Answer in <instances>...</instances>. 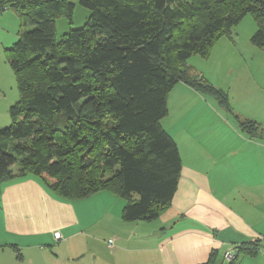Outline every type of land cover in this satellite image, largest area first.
<instances>
[{
	"label": "trees",
	"instance_id": "1",
	"mask_svg": "<svg viewBox=\"0 0 264 264\" xmlns=\"http://www.w3.org/2000/svg\"><path fill=\"white\" fill-rule=\"evenodd\" d=\"M80 4L90 10L86 25L58 39L56 21L71 19L73 2L0 0L21 22L8 55L19 100L11 125L0 130V193L5 182L35 175L60 197L109 191L125 200L124 220H154L171 206L183 167L162 125L169 94L185 83L231 111L228 93L195 78L187 60L208 58L249 14L257 23L251 42L264 48V0ZM236 119L251 139L264 140L260 123ZM261 248V241L236 247L224 264L256 258Z\"/></svg>",
	"mask_w": 264,
	"mask_h": 264
},
{
	"label": "crops",
	"instance_id": "2",
	"mask_svg": "<svg viewBox=\"0 0 264 264\" xmlns=\"http://www.w3.org/2000/svg\"><path fill=\"white\" fill-rule=\"evenodd\" d=\"M246 45H223L231 58L216 63L221 77L211 80L228 90L232 111L185 83L170 92L162 125L183 167L158 218L124 220L125 200L109 191L70 200L41 177L10 180L0 193V264H207L213 254L224 264L227 252L254 241L260 254L235 264H264V140L251 139L236 119L264 127V55L238 58L252 52Z\"/></svg>",
	"mask_w": 264,
	"mask_h": 264
},
{
	"label": "rangeland",
	"instance_id": "3",
	"mask_svg": "<svg viewBox=\"0 0 264 264\" xmlns=\"http://www.w3.org/2000/svg\"><path fill=\"white\" fill-rule=\"evenodd\" d=\"M75 4V9L73 16L68 18L65 14L61 15L56 21V36L58 39L62 38L72 29L82 28L86 25L89 17L90 10L83 7L80 4V0H70ZM2 12V10H0ZM7 13H4L2 18H0V130L7 128L11 125L12 119L10 114L11 106L17 104L19 100V89L17 78L12 70L9 62V56L11 54V48L14 43L18 40L21 31L20 17L17 12L12 9H8ZM257 31V23L252 15L245 16L241 22L234 26L229 35H225L221 39L217 40L211 49V60L208 62V58H203L200 55H193L187 60V66L192 69V71L197 72L194 76L195 78L210 82L215 87H219L211 82V80L218 81L221 77L222 66L217 65L218 61H229L230 56L227 51H223V45L232 47L234 51L240 47L247 46L246 43L252 49L251 53L246 55L237 54L238 58H245L249 63L254 60H258L264 55L263 50L254 45L250 40L252 36ZM231 39L237 45L225 44L226 40ZM9 55V56H8ZM225 87V86H223ZM228 92L227 89L221 88ZM229 93V92H228ZM202 94V93H201ZM207 97H211L208 94H203ZM232 111V110H231ZM246 121V119H241ZM107 247V245H106ZM112 248V247H111ZM101 249L104 250L101 245Z\"/></svg>",
	"mask_w": 264,
	"mask_h": 264
},
{
	"label": "built area",
	"instance_id": "4",
	"mask_svg": "<svg viewBox=\"0 0 264 264\" xmlns=\"http://www.w3.org/2000/svg\"><path fill=\"white\" fill-rule=\"evenodd\" d=\"M55 237L57 238V239H59L60 238V233H56L55 234ZM109 247H114V243L113 242H110L109 243ZM235 257H236V251H235V249H234V251L233 252H227L226 254H225V261L227 262V263H230V262H232L234 259H235Z\"/></svg>",
	"mask_w": 264,
	"mask_h": 264
}]
</instances>
